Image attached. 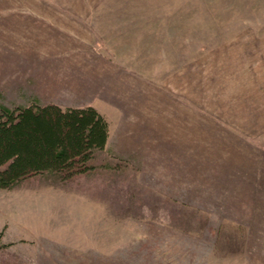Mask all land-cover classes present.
Returning a JSON list of instances; mask_svg holds the SVG:
<instances>
[{"label":"rangeland","instance_id":"obj_1","mask_svg":"<svg viewBox=\"0 0 264 264\" xmlns=\"http://www.w3.org/2000/svg\"><path fill=\"white\" fill-rule=\"evenodd\" d=\"M38 59L110 136L0 188V264H264V0H0V104Z\"/></svg>","mask_w":264,"mask_h":264},{"label":"trees","instance_id":"obj_2","mask_svg":"<svg viewBox=\"0 0 264 264\" xmlns=\"http://www.w3.org/2000/svg\"><path fill=\"white\" fill-rule=\"evenodd\" d=\"M108 137L109 123L92 105L61 107L35 96L27 104H0V188L35 174L85 173Z\"/></svg>","mask_w":264,"mask_h":264},{"label":"crops","instance_id":"obj_3","mask_svg":"<svg viewBox=\"0 0 264 264\" xmlns=\"http://www.w3.org/2000/svg\"><path fill=\"white\" fill-rule=\"evenodd\" d=\"M38 61H39V59L37 60V62ZM39 62L40 63H36V67H34L33 69H31L29 71L26 68L24 70H22L20 72L21 76H20L19 80H17V82H15V83L12 80H10L9 84L10 85H12V84L18 85L19 84V85H21V91L26 92V93L33 92V94L36 93L34 95H35V97L37 96V98H38L39 97L38 95H41L40 93L43 92V90H41V92L36 91V89L34 88L35 84L37 85L40 82L42 85H45V83L42 82V80L47 75V72L51 73L53 75H59V73H57L58 71H56V74H54L53 71H51L49 69V65L44 64V62L42 60H40ZM35 71H37V72H35ZM28 72H29V74H28ZM58 79H55V80L57 81ZM64 81H65L64 76L61 73L60 80L58 81L59 83L55 84V86L62 85V83L64 84L65 83ZM25 89H27V90H25ZM42 95L45 96L44 93H42ZM56 98H58V97H56ZM27 100H28V96L24 99V102L27 101ZM55 100H56L55 98L49 97L44 102L45 103L46 102H55V103L59 104L61 107L82 106V105H67V106H64V105H61L60 103L56 102ZM40 101H41V99H40ZM24 102H21V103H24ZM42 102H43V100H42ZM109 136H110V132H109ZM108 139H109V137H108Z\"/></svg>","mask_w":264,"mask_h":264}]
</instances>
